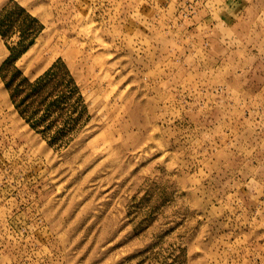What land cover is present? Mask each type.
<instances>
[{"label":"rangeland","instance_id":"obj_1","mask_svg":"<svg viewBox=\"0 0 264 264\" xmlns=\"http://www.w3.org/2000/svg\"><path fill=\"white\" fill-rule=\"evenodd\" d=\"M0 26V264H264V0H0ZM54 66L32 126L5 83Z\"/></svg>","mask_w":264,"mask_h":264},{"label":"trees","instance_id":"obj_2","mask_svg":"<svg viewBox=\"0 0 264 264\" xmlns=\"http://www.w3.org/2000/svg\"><path fill=\"white\" fill-rule=\"evenodd\" d=\"M30 19H32V22L37 21L35 18ZM38 30L39 29L36 27L25 39L28 40L30 37L34 38ZM54 68L55 66L34 81H30L26 77L18 79L16 75H13L10 80L5 83L19 113L22 116L28 115L29 119H35L32 122V126L45 122V115L49 116L50 112H52L51 109L57 106L58 99H53L47 104L49 97L53 94L52 92H48V89L53 82L51 76L56 74V72H53ZM42 108H44L45 111L39 117Z\"/></svg>","mask_w":264,"mask_h":264}]
</instances>
